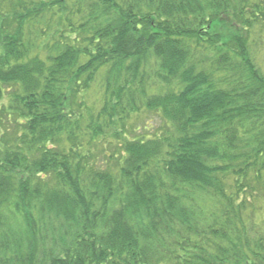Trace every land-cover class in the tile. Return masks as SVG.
Returning <instances> with one entry per match:
<instances>
[{"label":"trees","instance_id":"obj_1","mask_svg":"<svg viewBox=\"0 0 264 264\" xmlns=\"http://www.w3.org/2000/svg\"><path fill=\"white\" fill-rule=\"evenodd\" d=\"M0 264H264V0H0Z\"/></svg>","mask_w":264,"mask_h":264},{"label":"rangeland","instance_id":"obj_2","mask_svg":"<svg viewBox=\"0 0 264 264\" xmlns=\"http://www.w3.org/2000/svg\"><path fill=\"white\" fill-rule=\"evenodd\" d=\"M95 87H96V85H95ZM96 89V88H95ZM98 95V94H97ZM95 96H96V93H95Z\"/></svg>","mask_w":264,"mask_h":264}]
</instances>
